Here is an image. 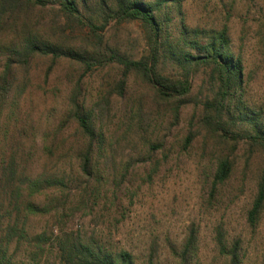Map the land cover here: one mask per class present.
<instances>
[{"label": "rangeland", "instance_id": "1", "mask_svg": "<svg viewBox=\"0 0 264 264\" xmlns=\"http://www.w3.org/2000/svg\"><path fill=\"white\" fill-rule=\"evenodd\" d=\"M42 1L31 14L33 29L64 55L55 62L32 61L18 91L19 121L10 128L8 153L14 152L20 173L64 177L68 185L36 197L35 205L47 207L38 214L26 212L24 199L13 201L15 187H0V240H11L7 256L14 264H72L62 261L60 248L70 238L129 252L137 264H174L171 246H181L194 228L197 264H225L214 243L223 227L230 241L242 240L245 264H263L264 212L255 230L246 225V213L264 170V149L249 146L252 132L240 110L264 121V0H184L181 12L172 14L174 41L183 24L190 39L195 31H227L231 50L243 62V88L230 110L228 101L220 108L214 65L161 60L163 76L188 84L187 93L167 100L142 76L127 72L118 57L139 61L150 52L149 30L141 21L111 19L95 0L80 2L83 23L71 21L60 0ZM103 1L112 6L113 0ZM15 33L9 32L10 42ZM69 50L85 60L65 56ZM3 61L0 53V68ZM76 94L105 134V151L90 180L79 159L86 139L70 115ZM223 156L235 161L236 170L211 201ZM43 234L47 242L39 248L36 239Z\"/></svg>", "mask_w": 264, "mask_h": 264}, {"label": "trees", "instance_id": "2", "mask_svg": "<svg viewBox=\"0 0 264 264\" xmlns=\"http://www.w3.org/2000/svg\"><path fill=\"white\" fill-rule=\"evenodd\" d=\"M85 0H60L61 9L69 20L83 23L81 4ZM98 11L105 16L119 20L141 21L149 30L150 52L139 61L118 57L127 72H136L165 100L174 98L176 94H185L188 84L177 85L171 79L159 72V62L168 56L178 60L182 66L214 65L220 81V95L222 98L221 110L226 108L223 104L229 102L227 109L233 106L236 95L243 88V62L236 58L231 50L227 31L200 32L195 31V39H190L191 30L184 24L181 27V36L173 40L169 35L170 27L174 25L172 15L175 11L181 12L184 0H113L109 2L95 0ZM42 0H0V53L4 56V65L0 68V187L11 191L10 197L14 202L24 199L22 204L27 213H44L47 207L35 205L34 199L45 192L66 188L68 181L64 177L51 175H39L30 177L20 173L17 169L14 152L11 155L8 149L11 135L10 128H16L19 115L16 112L19 89L25 84L31 63L35 58H52L58 61L64 53L60 46L38 37L33 28L31 14L38 6L44 5ZM81 2V4H80ZM92 29L97 26L88 21ZM16 31V37L9 41V32ZM201 34L198 37L197 34ZM201 40V38H203ZM19 38L21 41L19 42ZM199 51L194 54L193 51ZM65 56L76 57L85 60L78 53L69 50ZM127 81L120 86V94L123 95ZM185 88V90L183 89ZM80 95H75L73 101L71 119L77 122L79 131L85 137L86 146L80 155L81 170L90 180L93 172H98V157L105 151V134L94 113L86 109L85 102H80ZM84 100V99H83ZM238 107V106H234ZM239 109V107H238ZM245 123L249 124V146H257L264 149V121L255 114L240 110ZM231 120V119H230ZM213 121L207 119V124ZM218 124H222L219 120ZM189 142L190 139H189ZM13 152V153H12ZM236 170V163L227 156L220 157L217 161L214 174L211 201H214L220 191L231 180ZM19 180V182H18ZM96 183H100V177L96 175ZM5 186V187H4ZM89 186V183H88ZM47 190V191H46ZM23 193H27L25 198ZM264 212V170L259 178L256 195L251 207L246 213V225L249 229H256ZM1 219V217H0ZM16 231L15 228L12 229ZM196 229L192 228L181 246H171V254L174 264H197L198 262V236ZM223 227H218L215 232L214 243L218 255L224 259L225 264H245L244 247L241 239L230 241ZM38 247L42 248L47 242L46 235L37 237ZM35 240V241H36ZM11 240H0V264H14L12 257L7 256L8 246ZM62 261L72 264H137L135 257L126 251L115 252L99 246L93 241L81 243V241L62 240L60 243ZM264 264V261H263Z\"/></svg>", "mask_w": 264, "mask_h": 264}]
</instances>
